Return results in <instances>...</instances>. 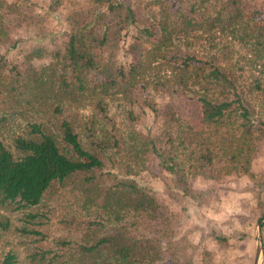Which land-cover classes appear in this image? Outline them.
Returning <instances> with one entry per match:
<instances>
[{
    "label": "trees",
    "instance_id": "1",
    "mask_svg": "<svg viewBox=\"0 0 264 264\" xmlns=\"http://www.w3.org/2000/svg\"><path fill=\"white\" fill-rule=\"evenodd\" d=\"M25 1L0 0V10L25 18ZM91 1L51 49L31 47L22 61L0 53V264H160L165 211L138 179L151 156L185 194L209 169L254 177L264 5L150 0L141 14L131 0ZM140 103L159 117L158 140L133 125Z\"/></svg>",
    "mask_w": 264,
    "mask_h": 264
},
{
    "label": "rangeland",
    "instance_id": "2",
    "mask_svg": "<svg viewBox=\"0 0 264 264\" xmlns=\"http://www.w3.org/2000/svg\"><path fill=\"white\" fill-rule=\"evenodd\" d=\"M49 2L25 1V18L21 14H6L0 10L6 29V33L0 36V53H7L10 59L22 61L23 53L31 47L45 46L51 49L54 41L56 43L62 39L63 31L69 25L67 17L72 20L74 16L88 12L92 6L91 0H61L56 10L48 13L45 8ZM131 2L141 14H151L153 10L150 0ZM245 4L247 9L263 8L264 0H245ZM42 30L46 33L38 34ZM16 38L21 40L12 45L11 40ZM7 46L11 48L6 50ZM118 61L127 63L126 55L120 50ZM157 98L162 107L168 95L160 92ZM183 99L182 96H175L178 105L183 104ZM134 111L137 120L133 125L156 136L158 140L159 117L143 103L136 104ZM186 111H189L188 108ZM118 119L125 124L128 118L120 114ZM210 129L209 126L203 127L204 131ZM250 169L254 177L239 173L214 176L209 169L205 174H197L189 179L190 188L185 194L172 186L171 178L158 159L151 156L148 171L138 179L156 194L165 211L163 222L166 224L157 223L155 226L160 242V264H170L174 259H192L195 264H253L255 224L264 215V138L256 144ZM216 233L225 234L229 240L219 243L215 238Z\"/></svg>",
    "mask_w": 264,
    "mask_h": 264
},
{
    "label": "water",
    "instance_id": "3",
    "mask_svg": "<svg viewBox=\"0 0 264 264\" xmlns=\"http://www.w3.org/2000/svg\"><path fill=\"white\" fill-rule=\"evenodd\" d=\"M264 222V215L260 217L255 224V251L253 264H262L263 261V240H262V224Z\"/></svg>",
    "mask_w": 264,
    "mask_h": 264
}]
</instances>
